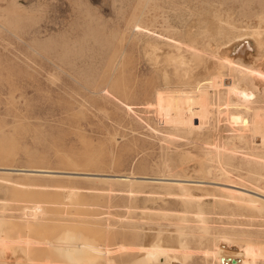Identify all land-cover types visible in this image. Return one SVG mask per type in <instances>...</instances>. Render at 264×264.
<instances>
[{"label": "rangeland", "instance_id": "obj_1", "mask_svg": "<svg viewBox=\"0 0 264 264\" xmlns=\"http://www.w3.org/2000/svg\"><path fill=\"white\" fill-rule=\"evenodd\" d=\"M261 15L258 0H0V241L7 264H100L105 255L133 264L146 235L164 241L195 224L193 201L203 205L212 233L226 232L264 264V147L248 131L246 142L233 139L229 118L264 109V90L240 80L250 91L248 108L235 98L229 110L215 105L202 129L166 126L152 104L167 85L149 50L152 43L179 50L191 69L200 66L193 75L208 76L228 31L264 30ZM240 192L262 208L230 195ZM198 237L188 240L186 264H218L208 253L214 237ZM70 249L75 258L61 255Z\"/></svg>", "mask_w": 264, "mask_h": 264}, {"label": "bare ground", "instance_id": "obj_2", "mask_svg": "<svg viewBox=\"0 0 264 264\" xmlns=\"http://www.w3.org/2000/svg\"><path fill=\"white\" fill-rule=\"evenodd\" d=\"M258 1L260 4V7L262 8V10H264V0H258ZM262 16L263 15H261V17ZM225 18H227V17H225ZM263 19H264V17H262V19L260 21H263ZM202 21H204V20H202ZM222 21L225 22V20H223V19H222ZM206 22H208V21H206ZM137 23H139V22H137ZM218 25L220 26V24H218ZM225 25H226V23H225ZM205 26H206V24H205ZM232 27L233 26L229 23L228 29L230 30V29H232ZM217 28H219V27H217ZM141 29H143V28L141 27ZM177 29H180V28H177ZM219 29H217V30L219 31ZM191 31H192V29L188 32H191ZM206 31H208V30H206ZM214 31H215V29H214ZM148 32H149V30H148ZM228 32L229 33L226 34L227 39L225 41H223L221 43V45L218 43L219 45L216 49H214V51H213V48L211 50L214 52L213 57H215V59H216V66H214L215 69H213L211 67L213 70L210 68L211 71H210V73H208V76H205V75L199 76V74L201 73L200 71L198 72L199 74H194V75L192 74L193 68L191 69V67L189 66L191 64L188 65L187 60H186L185 56L183 55L185 53L182 54V53H180L181 51L178 50V49H180V47L182 45H180V47L176 46V48L178 50L177 52L173 51V49H171L172 50L171 51L168 48H165V46L162 47V45H160L161 46L160 47V46H158L159 44H155V43H152L150 45V47L148 46L149 50L151 52V55H150L151 61L153 60L155 65H156V67L155 66H153V67L156 68V71L161 75L164 83L167 85V86H165L164 91H159L158 93H156L157 95L154 93L156 95V98H155V102L153 103L154 105L152 104V106H154V109H155L154 111L156 112L158 118H160L163 121V123H165L166 126H171L173 128H177L178 130L181 129V130H189V131H195V130L202 129L206 125H208V122L211 118V114L213 112H215L214 111L215 105L218 106L219 104H221V106L219 105V107H222L223 106L222 104H224L225 109L219 108V110H218L219 112H221L222 110H229L230 106L236 102L235 98H237L241 101V105L243 104L244 107L248 108L249 103L251 102L250 91L248 92L246 90L244 91L241 89V86L239 84L240 80L250 79V81H252V85L250 87V90H251V88L253 90L258 89L259 91L264 90V30L260 27V25H258V27L247 25L244 28L238 29L236 32H233V33H231V31H228ZM152 36H154V35H152ZM166 38L168 39L167 36H166ZM171 39L174 40V42L177 40L176 38H171ZM188 39H186V40H188ZM207 40H209V39H207ZM174 42H168V43L174 44ZM176 42H178V41H176ZM149 44H150V41H149ZM190 45H192V44H190ZM169 46L170 45H168V47ZM144 47H146V46H144ZM172 47H173V45H171V48ZM183 47H184V45H183ZM193 48H195V47H193ZM159 49L160 50L162 49V50L159 51ZM198 49H199V46H198ZM142 51H144V50H142ZM188 55L190 56V54H188ZM203 55H201V57L205 58L204 57L205 55L204 56ZM147 57H149V56H147ZM148 59L150 62V58H148ZM190 62H191V60H190ZM195 62H193V65L195 64ZM196 64H197V62H196ZM198 65H200V64H197L196 67H198ZM206 67H208V66H206ZM203 68H204V66H203ZM198 69L201 70L200 66H199V68H197L195 70L197 71ZM195 70L193 69L194 72H196ZM140 71H142V70H140ZM190 71H191V73H190ZM204 72H206V71H202V73H204ZM200 75H202V74H200ZM211 90H213V91L211 92ZM127 108H129V107H127ZM263 110L264 109L260 108V106H259V107L252 108L251 114H247L248 110H246V111L245 110H237V111L229 112V118H230V120L234 126V133H233L234 135L232 136V138L238 139L239 141L245 140V142H246L247 140L245 139L246 138L245 134H246V131H248L251 133L253 145L264 147V111ZM227 113H228L227 111L225 113L222 112V114H227ZM216 125H217V123H216ZM213 127H216V126H213ZM216 128H213V129L216 130ZM218 135H220L219 132L217 133V137H218ZM203 137L204 136H202L201 138H203ZM210 137H212V136H210ZM217 137H216V140H214V142H212V144H213L212 146L216 147V148L218 146L220 147V145H221L219 140H217ZM210 140H212V139L210 138ZM229 143L230 142H226V143L224 142L222 144H224V146H227L225 144H229ZM227 147H229V146H227ZM238 147L239 146H237L235 144L233 146H231V148L233 150H235L236 153L240 150ZM220 152H222V151H220ZM259 156L261 158V159L260 158L259 159L261 160L262 165H264V154H260ZM217 158L219 159V157H217ZM201 159H203V158H201ZM227 173H229V172H227ZM174 190H173V193L175 194L176 192H174ZM259 190H260V188H259ZM250 192H252V191H250ZM189 195H190V193L188 194V196ZM230 195L233 198L234 197L237 198V200H238V198L239 199H245L246 201H248L247 203H249L250 207H252V208L258 207L260 210L261 205L253 196H251V194H247V196H246L245 193L240 192L236 195L233 193H230ZM195 196H199V194L195 195ZM189 198H191V197L189 196ZM188 200H189L188 202L189 203L191 202V204H192L193 200H191V199H188ZM198 200L200 201V199H198ZM193 202H195V204L194 203L193 204L196 206V208H195L196 212L194 215L195 216V224L193 226H186L185 225L183 227H180L177 232L170 233V234L168 233L169 235L166 233V235L163 236L164 241L161 238L160 239L158 238L159 241H157V239H154V237H155V236H153L154 234H149L148 236L146 235L148 240L147 239L144 240L140 245L137 246L138 255H137L136 259L134 258L135 262L133 264H173V262H172L173 260H179L180 264H186V262L184 261L185 260L184 258L186 256H188L189 252H190L189 246L187 245L188 240L191 237H197V236H199L198 238L201 237L200 240L205 238V237H211V238L214 237L213 238L214 244H213V246L211 245L212 247H210L208 249V253L217 259L218 264H248L250 262H251V264L252 263L256 264L257 255L251 247L249 248V247H247V246L245 247L241 244L233 243L232 236L227 234L224 231H220L216 234L212 233L211 226L209 223L210 219L203 213V210L201 208L203 205L201 206L200 202H198V201L197 202L193 201ZM189 206H190V204H189ZM34 208H35V210L40 209V207L38 205H35ZM261 208H262V206H261ZM27 209H28V207H27ZM30 210H32V209H30ZM24 212H27V211L24 210ZM37 213H38V211H37ZM37 213H35V214H37ZM32 214L33 213H31V211H30L29 215L32 216ZM181 214H182V212H181ZM185 215L186 214H184L183 217ZM31 216H27V217H31ZM179 217L181 218V216H179ZM183 217L181 218L182 220L184 219ZM31 218H34V217H31ZM70 219H71V217H70ZM3 220H4V217H3ZM64 223H67V222H64ZM64 223H62V224H64ZM190 224H191V222H190ZM158 233L159 232H157V234ZM63 239H66V238H63ZM160 240H162V242ZM198 241H199V239H198ZM80 244H79L78 248H82L84 250L88 249L86 244H85L86 246L83 244H81V245ZM6 246L7 245L5 242L0 241V253H1L0 255L1 256L3 255V257L5 256V254H7L6 253V251H7ZM76 249L66 250L61 255L64 257H68V258H75L74 256L78 255L75 252ZM107 250H108V248L105 249V251L103 252L104 253L103 255L107 254ZM191 255H193V254H191ZM1 256H0V258H1ZM6 257H4L5 261H6L5 264L8 263V257H9L8 254L6 255ZM233 259H235L236 261L233 262ZM69 260L72 261L71 259H69ZM186 261H187V257H186ZM2 262H4V260ZM101 262L102 263H100V264H115V261L112 258H109L107 255L103 256ZM9 264H12V262H10ZM187 264H189V263L187 262Z\"/></svg>", "mask_w": 264, "mask_h": 264}, {"label": "water", "instance_id": "obj_3", "mask_svg": "<svg viewBox=\"0 0 264 264\" xmlns=\"http://www.w3.org/2000/svg\"><path fill=\"white\" fill-rule=\"evenodd\" d=\"M236 260L235 259H233V262H235Z\"/></svg>", "mask_w": 264, "mask_h": 264}]
</instances>
